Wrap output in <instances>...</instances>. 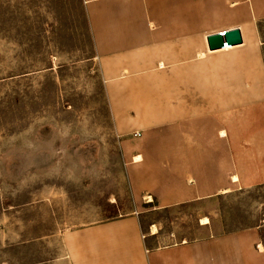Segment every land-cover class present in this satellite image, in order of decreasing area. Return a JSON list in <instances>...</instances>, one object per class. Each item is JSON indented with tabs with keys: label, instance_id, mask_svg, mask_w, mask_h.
I'll return each instance as SVG.
<instances>
[{
	"label": "rangeland",
	"instance_id": "374dc122",
	"mask_svg": "<svg viewBox=\"0 0 264 264\" xmlns=\"http://www.w3.org/2000/svg\"><path fill=\"white\" fill-rule=\"evenodd\" d=\"M204 40L101 57L84 0H0V264H80V231L124 217L155 245L254 230L264 247V19L228 51ZM195 134L201 178L229 190L162 206L192 182Z\"/></svg>",
	"mask_w": 264,
	"mask_h": 264
},
{
	"label": "crops",
	"instance_id": "0c3cea01",
	"mask_svg": "<svg viewBox=\"0 0 264 264\" xmlns=\"http://www.w3.org/2000/svg\"><path fill=\"white\" fill-rule=\"evenodd\" d=\"M84 4L97 53L101 57L115 53L114 47L122 49L143 41H182L198 37L205 39L208 49L209 35L235 28L240 29L244 41L245 33H255L257 22L264 19V0H84ZM234 47L237 46L208 50L220 52ZM256 66L251 75L253 92L262 85L263 79L260 62L257 61ZM254 113L259 118L254 126H264L261 106H257ZM256 131L260 129L256 128ZM225 135L222 130L217 138L222 140ZM194 137L190 139L187 171L192 182L180 198L160 204L162 206L229 190L228 176L220 179L216 186L210 180L207 183V177L201 178V174L212 171L202 169L207 161L197 163L191 158L197 153L202 158L203 152L210 151L212 140L211 135L204 139L198 137L194 147L192 143L197 141L196 134ZM142 233L136 217L110 220L80 231V264H264V247H261L260 237L254 230L209 234L165 245L152 243L157 232Z\"/></svg>",
	"mask_w": 264,
	"mask_h": 264
},
{
	"label": "water",
	"instance_id": "95a60500",
	"mask_svg": "<svg viewBox=\"0 0 264 264\" xmlns=\"http://www.w3.org/2000/svg\"><path fill=\"white\" fill-rule=\"evenodd\" d=\"M207 39L210 50H216L243 42L241 31L238 28L209 35Z\"/></svg>",
	"mask_w": 264,
	"mask_h": 264
},
{
	"label": "bare ground",
	"instance_id": "6f19581e",
	"mask_svg": "<svg viewBox=\"0 0 264 264\" xmlns=\"http://www.w3.org/2000/svg\"><path fill=\"white\" fill-rule=\"evenodd\" d=\"M142 159V156L139 154V155H137V156H135V161H139V160H141ZM238 178H237V176H234L233 177V180H237ZM148 201H152V198H151V196H149L148 197ZM210 222V220H209V218L208 217H204L203 219H202V224H207V223H209ZM153 229H155V228H153ZM156 231V229L155 230H153V232H155Z\"/></svg>",
	"mask_w": 264,
	"mask_h": 264
},
{
	"label": "built area",
	"instance_id": "2783aa9c",
	"mask_svg": "<svg viewBox=\"0 0 264 264\" xmlns=\"http://www.w3.org/2000/svg\"><path fill=\"white\" fill-rule=\"evenodd\" d=\"M134 135H135L136 137H139V136H141V133L137 131V132L134 133ZM144 237H145V235H144Z\"/></svg>",
	"mask_w": 264,
	"mask_h": 264
}]
</instances>
